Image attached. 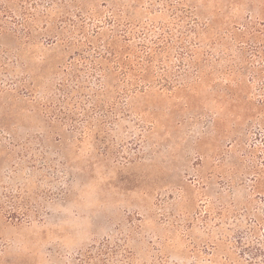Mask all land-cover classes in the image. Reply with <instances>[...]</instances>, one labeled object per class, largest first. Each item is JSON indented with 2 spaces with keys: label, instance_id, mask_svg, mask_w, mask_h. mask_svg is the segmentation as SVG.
Masks as SVG:
<instances>
[{
  "label": "rangeland",
  "instance_id": "rangeland-1",
  "mask_svg": "<svg viewBox=\"0 0 264 264\" xmlns=\"http://www.w3.org/2000/svg\"><path fill=\"white\" fill-rule=\"evenodd\" d=\"M7 191L0 264H264V0H0Z\"/></svg>",
  "mask_w": 264,
  "mask_h": 264
},
{
  "label": "trees",
  "instance_id": "trees-1",
  "mask_svg": "<svg viewBox=\"0 0 264 264\" xmlns=\"http://www.w3.org/2000/svg\"><path fill=\"white\" fill-rule=\"evenodd\" d=\"M155 51L156 50L154 49L153 45H151L145 40H141L134 49L126 52V54H128L126 57L123 56L125 55L124 53L123 55L121 54L120 57L117 59V62L122 61L124 65V87H126V90L124 91L126 94H129V92H131L133 88L134 90L143 89L147 87H158L164 89L173 88L180 84L179 76L175 74L165 75L164 77L162 76L156 79L155 75L152 76V74L145 73V71L151 65L150 59H155V55L157 53ZM110 53L116 55V52L113 50H111ZM27 205V199H25L24 197L21 198V195L19 193H14L13 191H7L2 193L0 192V213L5 214L13 221H30L29 208ZM104 254H107V252L102 251L99 255H94L93 252L87 253L83 257L81 256L79 258L77 264H106L105 262L108 261L110 256L103 259L101 255Z\"/></svg>",
  "mask_w": 264,
  "mask_h": 264
}]
</instances>
